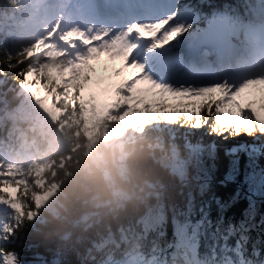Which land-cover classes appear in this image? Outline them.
Wrapping results in <instances>:
<instances>
[{
	"label": "snow or ice",
	"instance_id": "snow-or-ice-1",
	"mask_svg": "<svg viewBox=\"0 0 264 264\" xmlns=\"http://www.w3.org/2000/svg\"><path fill=\"white\" fill-rule=\"evenodd\" d=\"M67 123L131 191L47 238V166L0 164V264H264V0H0V144Z\"/></svg>",
	"mask_w": 264,
	"mask_h": 264
},
{
	"label": "trees",
	"instance_id": "trees-1",
	"mask_svg": "<svg viewBox=\"0 0 264 264\" xmlns=\"http://www.w3.org/2000/svg\"><path fill=\"white\" fill-rule=\"evenodd\" d=\"M222 2L235 3L237 0ZM230 142L218 140L222 145L219 149L222 160H226L223 145ZM102 143L101 140L89 149L84 136H77V130L67 123L59 128L49 125L44 132L18 133L11 142L0 144V164L5 167L15 164L27 174L46 165V175L41 177L58 186L56 193L40 209L35 223L45 237L58 238L56 230L65 226V218L71 220L85 211L104 214L114 205L118 192L131 191L132 184L127 175L131 159L122 158L117 147L122 140L113 145ZM4 156H9V159L5 160ZM37 190L31 185L24 189L30 197ZM26 203L30 204L31 199ZM41 218H46L48 224H41ZM52 226H55V230L49 232ZM31 227L26 222L25 229Z\"/></svg>",
	"mask_w": 264,
	"mask_h": 264
},
{
	"label": "rangeland",
	"instance_id": "rangeland-1",
	"mask_svg": "<svg viewBox=\"0 0 264 264\" xmlns=\"http://www.w3.org/2000/svg\"><path fill=\"white\" fill-rule=\"evenodd\" d=\"M101 66V73L100 74H107L106 72L103 71V68L106 67L108 72H111L112 68H114L115 66H122V62L119 58L116 59H110L107 54H104L101 56L100 61L96 62ZM130 69H126L124 72V75L121 78H124L128 75V73L130 72ZM121 139L113 137L111 141L105 142V144H112L115 143L117 141H119ZM235 141H231L229 144L234 143Z\"/></svg>",
	"mask_w": 264,
	"mask_h": 264
}]
</instances>
